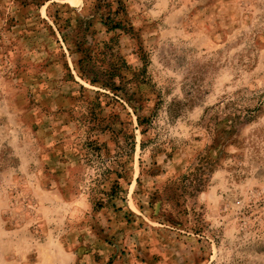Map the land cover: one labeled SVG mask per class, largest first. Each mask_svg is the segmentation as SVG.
<instances>
[{"label": "rangeland", "instance_id": "374dc122", "mask_svg": "<svg viewBox=\"0 0 264 264\" xmlns=\"http://www.w3.org/2000/svg\"><path fill=\"white\" fill-rule=\"evenodd\" d=\"M77 38L132 104L88 116ZM208 148L196 233L161 201ZM0 264H264V0H0Z\"/></svg>", "mask_w": 264, "mask_h": 264}, {"label": "trees", "instance_id": "16d2710c", "mask_svg": "<svg viewBox=\"0 0 264 264\" xmlns=\"http://www.w3.org/2000/svg\"><path fill=\"white\" fill-rule=\"evenodd\" d=\"M120 5V3H118ZM110 7V5H107ZM112 8V7H111ZM120 7L117 9H111L109 11V15L107 20H112L113 15H118L120 11ZM59 24V23H58ZM60 32H62V36L65 41H68V38L71 34L74 33L73 26L69 23L58 25ZM117 27L120 25H116ZM115 27V26H114ZM79 38V37H78ZM77 38L76 52L83 53L84 57L81 58L77 63L80 67V73L85 80L90 81L92 85L100 86V89L107 91L109 94H102L99 91L96 93L98 95V99H96L97 104H93L92 110H90L89 115L96 114V109L100 108L102 103L100 97L104 96L111 101H115L118 103L121 100H124L127 104H132V97L134 95H130V91L127 88L126 84H129L131 79L125 75L124 71H127L131 74L136 75V72H132L128 63L119 57H113V53L106 48L94 49L93 51H88L82 49V42ZM115 58V60H111ZM97 70H101L99 73ZM90 74H93L94 77L90 78ZM113 95V97L110 96ZM122 96V97H121ZM119 99V101H118ZM115 118L116 115H115ZM139 126L145 127L142 129V134L146 135L148 130L152 126V121L150 118L146 117H138L137 118ZM128 146L129 153H133L135 150L134 137L128 136ZM102 146H95L94 151L97 153L101 152ZM142 151L146 150V142L141 143ZM126 154V153H125ZM216 162L212 157V153L210 152V148L207 149L206 153L201 155L198 160L197 166L194 167L193 170L189 171L186 175L172 182L165 190V193L162 194L163 200L161 201V212L169 213L167 220L170 224L174 226L186 227L190 231L201 233L202 229L200 226L201 219L200 214L195 212L194 209L189 210V203L191 200L195 199L199 193H201L204 189H206L207 184L210 180L211 174L215 168ZM116 189H120V185H115ZM175 209V212L182 217L187 215L186 221L183 222L179 217L175 218V212L169 209ZM192 213L194 218L191 221L188 218V215Z\"/></svg>", "mask_w": 264, "mask_h": 264}]
</instances>
